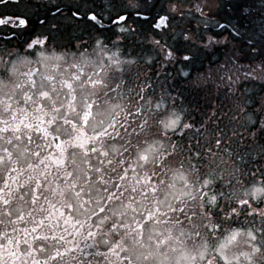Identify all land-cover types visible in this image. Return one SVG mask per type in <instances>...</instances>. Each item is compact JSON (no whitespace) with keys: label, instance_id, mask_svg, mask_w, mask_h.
<instances>
[{"label":"snow or ice","instance_id":"6c2138e0","mask_svg":"<svg viewBox=\"0 0 264 264\" xmlns=\"http://www.w3.org/2000/svg\"><path fill=\"white\" fill-rule=\"evenodd\" d=\"M9 4L18 12L0 26L18 22L23 36L38 21L46 33L0 55V264H149L146 249L167 260L189 241L176 264H264V95L240 88L264 83V35L205 34L209 0H0ZM196 14L203 32L191 28ZM81 24L95 33H73L84 51L60 50L55 34ZM132 38L147 51L125 52ZM214 46L229 54L197 72ZM142 63L158 64L175 95L129 78Z\"/></svg>","mask_w":264,"mask_h":264},{"label":"flooded vegetation","instance_id":"af4514ba","mask_svg":"<svg viewBox=\"0 0 264 264\" xmlns=\"http://www.w3.org/2000/svg\"><path fill=\"white\" fill-rule=\"evenodd\" d=\"M34 2H37V0H34ZM40 2H43V0H40ZM99 2L100 0H96V4L99 5ZM258 3L264 4V0H258ZM216 4L221 17L219 19V24L223 25L226 30L230 29L233 35H235V32L233 31L234 28L238 29L240 32H243L244 34L247 33L245 34L246 36L249 35V31L254 30L255 28L257 29L260 28L258 23L253 22V14L255 11L264 12V7L262 8L261 5L259 6L254 5L255 0H216ZM16 12H18V9L14 8L11 4H9L7 8L0 6V17H3L4 15H12L13 13ZM238 14L243 15L242 21L238 20L239 19ZM85 28H87V25L81 24L77 28H75L73 32L71 31L66 33L62 32L60 34H55L56 41L57 43L61 44L62 47L65 46L67 49H70V47L72 46L74 47L77 44V41L73 39V33L76 36H81L84 41L88 40V37H86L88 36V34L85 32L86 31ZM96 28L98 30L101 29L100 27L99 28L96 27ZM90 30L93 31L91 28ZM219 30L221 29L219 28ZM13 31L17 32V35L15 37H12ZM20 31L21 30L19 27L17 28L12 27L8 23L6 25L0 26V50H2L0 51V53L4 55L8 51H18L21 54H23L25 52V49L21 47V43L23 39L27 38L30 35H35L37 37H40L42 34L46 33V29L41 28L38 24V21H36L31 26L29 31H25L23 36L19 34ZM5 35L7 37H12V38L10 39L2 38ZM39 47L40 45H37V48ZM60 50H62V48ZM30 58H32V60H35L36 59L35 53H33Z\"/></svg>","mask_w":264,"mask_h":264},{"label":"rangeland","instance_id":"374dc122","mask_svg":"<svg viewBox=\"0 0 264 264\" xmlns=\"http://www.w3.org/2000/svg\"><path fill=\"white\" fill-rule=\"evenodd\" d=\"M209 2L212 4V12H211V15H212V17H214V20L210 21V23H209V28H208V32L205 33V34H210L211 32H215L214 28L217 27L216 22H218V19H216V17L219 16V13H218V11H217V7H216V1H215V0H209ZM104 3H105V0H100L99 5H100L101 7H103ZM186 7H187V6H186ZM205 11L207 12L208 9H205ZM130 23H131V21H130ZM182 26H183V25H182ZM133 27H135V25H133ZM88 28H89V26H87V28H85V30H88ZM191 28L194 29V30L197 29V28H199L202 32L204 31L205 26H204V23L202 22V20L199 19V14H196V18H192V19H191ZM74 30H75V29H71V30H69L68 32H71V31L73 32ZM91 33H92L93 35L95 34L94 32H91ZM224 36L227 37L228 35H227V34H224ZM112 38H113V37H111V40H112ZM115 39H116V37H115ZM111 40H108V41H107V43L109 44V46L111 45ZM239 42H240V41H239ZM232 44H233V42L230 40V41H229V48L232 47ZM213 48H220V46H214ZM222 48H224V47L222 46ZM133 49H135V50L138 51V52H141L142 54H143L145 51H147L146 48H141V47L138 45V43H137V41L135 40V38L129 39V40L127 41V43H126V45H125V47H124V51L127 52V51H131V50H133ZM91 52H92V49H91V47L89 46V47H88V53L90 54ZM228 54H229V50L226 49V48H224L223 53H221V55H222V57H223L224 60H225V58H226V55H228ZM71 59H72V57L69 56V57H68L69 62H71ZM224 60H221V62H223ZM221 62H220V63H221ZM212 63H213V60H210L209 62H208V61H204V62H202V63L199 62V64H198V65H195L194 67H195V69H196L197 72L202 71V72L207 73V69H208L209 67H213V66H211ZM165 67H166L167 69H172V71H173V76L176 75V73H175V71L173 70V67H172L171 65H165ZM158 70H159V65H158V64L156 65V67H147V66L143 65V63H142L138 68L134 67V68L132 69L131 73L129 74V78L134 77V76L139 72V73L141 74V80H142L144 83H147V84H150V85H154L155 88H156V90H157V92L160 90L161 87H164V88H168L170 91L173 92V95H175V91H174V89H175L176 85L173 83V81H172L171 79H169L167 82H165L163 75H161L160 77H157L156 75L153 74L154 72H156V71H158ZM149 77H150V79H149ZM180 79H183V78H180ZM129 86H130V87H134V86H135V81H133V83L130 84ZM181 86H182V85H181ZM249 86H250V85H249ZM250 87H251V89H249V90L247 91V94H248V95L251 93V91H252L253 89H255L256 86L252 85V86H250ZM150 90H151V89H150ZM99 95H100L101 97H103V92H100ZM133 95H134V93H133ZM205 96H206L205 92H203V91L200 92L199 97L196 98V99H197V102L200 101V100H203V101H204L203 98H204ZM193 99H194V97H193L192 95H189V96L187 97V100H186V106H188V104H189ZM223 102H224L225 105H226V107H225L224 110H225V111H228V108L230 107V105L228 104V102H227L226 100L223 101ZM178 103H179V101H178ZM207 112L210 113V112H211V109L209 108ZM193 115L196 116V117H199V116H200V113L194 111V112H193ZM225 123H227V121H225ZM262 143H264V141H262ZM22 247H23V246H22Z\"/></svg>","mask_w":264,"mask_h":264},{"label":"clouds","instance_id":"9594fccd","mask_svg":"<svg viewBox=\"0 0 264 264\" xmlns=\"http://www.w3.org/2000/svg\"><path fill=\"white\" fill-rule=\"evenodd\" d=\"M0 55H3V54L0 53ZM100 91L103 92L102 89ZM3 94L4 93H0V95H3ZM16 101H22V95L19 92L16 93V95H15V97L13 99V104L14 105H15ZM159 131H160L159 128H153V132H159ZM149 135H151V134H149ZM176 162L179 163V158H177V161ZM191 163L192 162L189 161L185 157L184 158V168H183V171L187 174L189 181L192 184H195L197 182L198 176H197V173L194 170L191 169V167H190V164ZM209 163H212V160H211L210 157H209ZM226 163H227V166H231V161H227ZM220 166L221 167H224L225 164L224 163H221ZM202 169L203 170L201 172V175H203L204 172L211 171V169H209L207 167V164L203 165L202 166ZM74 171H75V169H74ZM81 179H82V176H81ZM166 183H167V181H166ZM177 190H179V189H177ZM145 243H147V241H145ZM184 247H187L188 249H191L193 247V244H192L191 241H189L187 245H183V246L178 245L177 246V250L175 252H172L171 250H167L166 251L167 260H164V256L163 255H157V254H155L154 249H146L148 251H152L153 252V256L150 258L149 264H157V261L158 260L159 261H164V264H176V260L180 256V253H181V251L183 250Z\"/></svg>","mask_w":264,"mask_h":264}]
</instances>
